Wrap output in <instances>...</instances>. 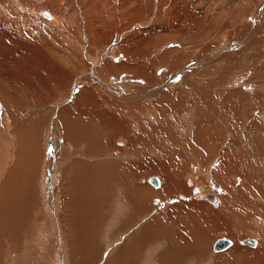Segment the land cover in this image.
Here are the masks:
<instances>
[{
    "label": "rangeland",
    "instance_id": "1",
    "mask_svg": "<svg viewBox=\"0 0 264 264\" xmlns=\"http://www.w3.org/2000/svg\"><path fill=\"white\" fill-rule=\"evenodd\" d=\"M105 1L0 0V88L12 86L13 96L22 95L18 106L6 99L4 108L14 109L20 139L23 118L41 141L40 155L46 147L60 161L48 175L38 157L35 184L32 175L25 177V192L15 202L0 199V264H264L256 244L244 241L256 239L264 251V0ZM102 36L104 42H94ZM125 57L137 58L136 71H112ZM75 68L79 79L69 88ZM89 86L96 91L83 90ZM102 91L113 98L107 106ZM75 97L92 115L78 116L83 128L74 142L72 133L62 134L61 122L76 111ZM156 104L167 136L158 144L141 137L134 146L124 137L125 129L133 130L125 115L140 132L147 125L160 129ZM112 108L128 110L119 115ZM170 119L184 135L173 132ZM90 134L105 144L94 146L86 140ZM173 135L189 148H172ZM254 136L258 145L247 139ZM235 138L249 150L230 152ZM219 145L236 174L217 170L224 161L215 156ZM10 158L6 152L4 161ZM192 167L201 170L199 194L198 180L189 184ZM172 172L171 182L166 175ZM153 176L157 186L149 181ZM251 190L260 194L251 199ZM195 199L202 204L192 206ZM221 236L233 241L216 253ZM238 240L244 246L217 256Z\"/></svg>",
    "mask_w": 264,
    "mask_h": 264
},
{
    "label": "bare ground",
    "instance_id": "2",
    "mask_svg": "<svg viewBox=\"0 0 264 264\" xmlns=\"http://www.w3.org/2000/svg\"><path fill=\"white\" fill-rule=\"evenodd\" d=\"M95 1V0H94ZM97 1V0H96ZM100 1H104V2H107V1H105V0H99V2ZM109 1V0H108ZM125 1V0H124ZM91 3V2H90ZM96 3V2H95ZM121 3V2H120ZM123 3V2H122ZM124 3H126V2H124ZM91 4H93V3H91ZM105 4H107V3H105ZM95 5V4H94ZM96 6V5H95ZM106 6V5H105ZM108 6V5H107ZM109 6H111V4L109 5ZM108 6V7H109ZM91 7V6H90ZM112 7V6H111ZM104 8H107V7H104ZM91 9H92V7H91ZM96 9V7H94V10ZM2 11V10H1ZM0 11V14H2V12ZM104 11V10H103ZM4 14V13H3ZM45 14V13H44ZM47 17H49L47 14H45ZM110 15V14H109ZM5 16V15H4ZM19 16V15H18ZM92 18V17H91ZM135 18V17H134ZM94 19H96V18H94ZM92 20L91 22H93V21H95V20ZM18 18L16 19V17L14 18V20L13 21H15L16 23H18ZM89 21V20H88ZM85 22V21H84ZM92 26V25H91ZM171 26L172 27H177V22L176 23H173V24H171ZM89 27V26H88ZM105 28H106V25L104 26ZM169 27V26H168ZM127 29V28H126ZM130 30V29H129ZM86 31V30H85ZM87 32H88V30H87ZM27 34V33H26ZM93 34V33H92ZM104 33H101V35H103ZM94 35V34H93ZM98 36L100 35L99 33L97 34ZM100 35V36H101ZM120 35V34H119ZM139 35V34H138ZM96 36V35H95ZM122 36V35H121ZM130 36V35H129ZM102 39H104L103 38V36L101 37V38H95V43L98 41V44L100 43V42H104V41H102ZM108 39V38H107ZM99 46H102V43L100 44V45H98V47ZM47 56V55H46ZM46 56H44V57H46ZM111 57V56H110ZM114 57V56H113ZM122 57V56H121ZM40 58V57H39ZM41 59H43V57L41 58ZM126 59V60H125ZM125 62L122 64V66H121V64L119 65L120 67H115V68H113L112 69V71L114 70V69H116V70H118V71H121V70H125V72H127V74L129 73H132L135 69H136V66H137V64L139 65V63L137 62L138 60H137V58H135V57H132L131 59L128 57V58H126L125 57ZM143 59V58H142ZM45 60V59H44ZM139 61H141L142 63H143V60H139ZM140 62V63H141ZM140 66V65H139ZM110 68V67H109ZM118 68V69H117ZM110 70V69H109ZM115 70V71H116ZM118 71H116V72H118ZM136 71V70H135ZM71 73H72V75H73V81L72 82H70L69 84H68V86H69V88H72L73 87V85H74V82L76 81V80H78L79 78H78V74H79V70H78V68H75L74 70H72L71 71ZM110 73H113V72H110ZM205 74V73H204ZM72 78V77H71ZM139 80V79H138ZM137 80V81H138ZM141 81V80H140ZM0 82H1V79H0ZM19 83H21V82H19ZM22 83H24L23 81H22ZM133 83V82H132ZM141 83V82H140ZM25 84V83H24ZM26 85V84H25ZM91 85V84H90ZM94 86V85H93ZM93 86H89V89L87 90V88H85V89H83L84 91H90V92H95L96 91V87H93ZM0 87H1V85H0ZM4 88H0V163H2L3 161H4V157H5V154H6V152H10V160H8L7 162L6 161H4V163H3V166L1 167L0 166V181L4 178V183H3V185L0 187V199H3V198H5V197H7L8 198V200L7 201H12V202H15V198L17 199L18 198V196H20V191L23 193V192H25V189H23L24 187H25V183H24V179H25V177H29L30 175H32V179H33V183H31V184H35V173H37V171L39 170V169H41L40 168V166H39V162H37V158L39 157V158H41L42 159V163H44V165L45 166H47V170H49V173H48V175H50V173L53 171V170H55V172L57 171V168L60 166L59 165V159H58V156L57 155H55L54 154V152L53 151H51L50 152V150H48L46 147H45V149H44V152H45V155H40V153L38 152V148H36V144L38 145V144H40V142H38V136H37V133H33L32 131H31V129H29L28 128V126L27 125H25L24 123H25V120H23V118H21L20 120H21V123L22 124H20V123H18V132H19V134H21L22 136H24L25 138H23V139H20L19 137H18V134H17V132H16V130H15V128H14V126H13V122H17V120L16 119H14L12 116H15V115H12L13 113H11L12 112V110H14V109H11V111H7L5 108H4V104H7L8 105V103H7V101H8V99H11L13 102H14V104H16V106H18L19 105V101L21 100V98H22V95L20 94V93H16L15 94V96H13V94H12V86L11 87H6L5 88V86H3ZM14 88H16L15 86H13ZM190 92V90L188 91V93ZM191 92H193V91H191ZM177 93H179V92H177ZM183 93V92H182ZM11 94V95H10ZM194 95H197V94H195V93H193ZM102 95V96H101ZM98 96H99V98H102V97H104V98H102V104L105 106H107V104H109V102H108V100H110V99H113V98H111V96L109 95V97H105L106 96V94H105V92L104 91H102V93L100 94V93H98ZM82 97V96H81ZM175 97V96H174ZM108 98V99H107ZM184 98V97H183ZM6 99H7V101H6ZM104 99H106V100H104ZM129 99H131V98H129ZM169 99H173V97H171V98H169ZM75 107H76V111H74L73 113H72V115H71V117H70V119L68 120V118L69 117H67V116H69V115H65V117H64V119L62 120V122L61 123H63V125H64V128H66L67 130L66 131H64V132H62V134H64L65 132H66V134H70V133H72V135L74 136V142L79 138V136H80V132H81V129L83 128L82 127V124H81V122H80V120L78 119L79 117L78 116H80V114L84 111V112H86L87 111V113L86 114H89L90 112L88 111V109L85 107V108H83L82 110H81V108H79V106H80V104H81V101H80V98H77V97H75ZM125 102V101H124ZM100 103V102H99ZM160 103V102H159ZM92 104V103H91ZM82 105V104H81ZM93 106V105H92ZM91 106V107H92ZM109 106V105H108ZM163 106V105H162ZM110 107V106H109ZM74 108V107H73ZM154 108V107H153ZM67 109H70V107L69 108H67ZM95 109V108H94ZM173 109V108H172ZM74 110V109H73ZM128 110V109H127ZM127 110H123V108L121 109L120 108V110H118L117 112H114V110H113V108L112 109H110V113H118L119 115H121V114H124L123 112H127ZM155 110H156V114H155V112H154V114H155V116H156V119L157 118H160L162 115H163V113L164 112H162V110H161V107L159 106V104H156V107H155ZM72 111V110H71ZM95 111V110H94ZM228 111V110H227ZM61 112V111H60ZM237 112H238V110H237ZM147 113V112H146ZM66 114V113H65ZM91 114V113H90ZM139 115H141V114H143V112L141 113H138ZM233 114V111H231V117H233L234 116V114ZM92 115V114H91ZM91 115H89V116H91ZM125 115V114H124ZM244 115V114H243ZM130 116V115H129ZM242 116V115H241ZM16 117V116H15ZM84 117H86V116H84ZM125 117H127L126 118V120L125 121H123V123H125L126 121H127V123L129 122V126H132L133 127V130L132 129H130V128H127V129H125V131L123 132L124 133V137L130 142V143H134V146L138 143V140H140V138L142 137V138H147V137H152L156 142H157V144L158 143H160L161 142V140H162V137L164 138V137H166L167 136V134L164 132V130L165 129H167V126H166V124H162L160 121V119H157V121H158V126H161L162 128H157L156 127V125H153V126H151V125H147V127L144 129V131H142L141 130V132L140 131H138V123H137V121H133L132 120V118H130V117H128V116H126L125 115ZM166 117V116H165ZM237 117V116H236ZM236 117H233V118H236ZM238 118V117H237ZM166 119H167V117H166ZM154 119H152V121H153ZM240 120H242V118H240ZM243 122H244V120H242ZM20 122V121H19ZM154 122H156V121H154ZM238 122H239V120H238ZM247 122H249V121H247ZM153 123V122H152ZM38 124V123H37ZM154 124V123H153ZM162 124V125H161ZM168 125H174V129H175V131H173V130H170L171 132L173 131V132H175V133H177L178 135L179 134H181L182 133V131L181 130H179V128H178V125L176 124V123H174V120L173 119H170V120H168V123H167ZM63 125H61L62 127H63ZM84 126V125H83ZM258 126V125H257ZM257 126H255V128L258 130L259 129V126L257 127ZM28 128V129H25V128ZM128 127V126H127ZM244 127V126H243ZM246 127V126H245ZM63 128V129H64ZM169 128H170V126H169ZM173 128V127H172ZM251 128V127H250ZM148 129V130H147ZM84 130V129H83ZM179 130V131H178ZM243 130V129H242ZM60 131V130H59ZM88 131H90V132H93V130L91 131V130H88ZM253 131V130H252ZM181 132V133H180ZM233 132V131H232ZM235 133V132H234ZM169 134V133H168ZM171 134H173V133H171ZM183 135H184V133H182ZM259 134V133H258ZM60 135V134H59ZM251 135V134H250ZM62 136V135H61ZM67 136H69V135H67ZM89 136H91L89 139H86L87 141H91L92 143H93V145L94 146H97L98 148L99 147H101L102 145H103V143L104 142H102L100 139H101V137L102 136H100V135H96V134H90ZM88 136V137H89ZM174 136V135H173ZM179 136H181V135H179ZM178 136V137H179ZM259 136V135H258ZM175 137V136H174ZM184 137V136H183ZM234 137H236V135L234 136ZM36 138V139H35ZM82 138H84V137H82ZM103 138V137H102ZM161 138V139H160ZM173 138V137H172ZM172 138H168V139H165V141H168L169 142V139H172ZM46 139V138H45ZM183 139V140H182ZM181 140H182V142L180 143V144H178V142H179V140L175 137V138H173V143H172V148H174V146L175 145H177V148H175V150L176 149H178L179 148V146H181V144H183V145H185V146H188V148H189V143L187 144L186 143V140H184V138H182ZM243 139V138H242ZM248 139V141L252 144V145H258L259 143H260V138H256L255 136L251 139V138H247ZM47 140V139H46ZM62 140V139H61ZM245 140V139H244ZM70 141V140H69ZM47 142H48V140H47ZM117 142H119V143H121L122 145H124V142H126V140L125 139H120V140H118ZM245 142V141H244ZM73 143V142H72ZM164 143H166V142H164ZM163 141H162V146H163ZM243 142L241 141V139L240 138H235L232 142H230L229 144H228V146H227V149L229 150L230 149V152L231 151H234V153H235V151L237 152V151H239V152H243V153H245V152H247L249 149L247 148V144L246 145H244L243 146V144H242ZM48 144V143H47ZM76 144V143H75ZM105 144V143H104ZM127 144V143H126ZM169 144H170V142H169ZM169 144H167V146L169 145ZM46 145V144H45ZM220 146V145H219ZM218 146V149H217V151H214L215 152V156L216 157H223L224 158V161H223V163H220V167H219V169H217L218 171L220 170V171H222V170H225L226 168L227 169H229V172H231L232 174H236V172H237V168L236 169H234V166L231 164L232 162H228V160L226 159V157L224 156L225 155V150H227V149H224L223 148V146H220L219 147ZM43 146H41V148H42ZM129 147V146H128ZM137 148H138V146H137ZM163 147H159L158 148V150L160 151L161 149H162ZM165 148V147H164ZM163 148V149H164ZM43 149H41V150H43ZM100 149V148H99ZM117 149H118V147H117ZM119 149H123L122 147H119ZM118 149V150H119ZM129 149V148H128ZM157 149V148H156ZM192 149V148H191ZM206 149V148H205ZM223 149H224V153H223ZM41 150H40V152H41ZM46 150V151H45ZM136 150V149H135ZM166 149H164V152H166L165 151ZM168 150H170V148H169V146H168ZM175 150L173 151V153L175 154ZM132 151V150H131ZM202 150L201 149H199V151L197 152V153H199V152H201ZM49 152V153H48ZM113 152V151H112ZM162 152H163V150H162ZM168 152V151H167ZM170 152V151H169ZM213 152V153H214ZM219 154H220V156H219ZM236 155V154H235ZM60 156V155H59ZM214 155H213V158L215 157ZM199 157V156H198ZM235 158V157H234ZM248 158V157H247ZM263 158H264V156H263ZM216 158H214V160H215ZM218 160V159H217ZM209 161V159L207 160V161H204V163L205 164H207L208 165V162ZM202 162V159H200V163ZM203 163V162H202ZM201 163V164H202ZM217 163H219V162H217ZM217 163L216 162H214V164H216L217 165ZM261 163V162H260ZM264 163V162H263ZM37 164H38V166H37ZM166 164H168V166L170 167L171 165V163H170V161H166ZM43 165V164H42ZM210 165V164H209ZM213 165V164H212ZM258 165V164H257ZM202 166V165H201ZM200 166V167H201ZM214 166V165H213ZM256 166V165H255ZM107 167V166H106ZM193 168V167H192ZM215 168V167H214ZM29 170V171H26V170ZM194 169V172H193V175L191 176V175H188L187 174V176H188V180H189V184L190 185H192V186H194V184L195 183H197L196 182V179L198 180V184L197 185H195L194 187H196L195 188V193L196 194H199L201 191H202V187H203V185L204 184H202V181L201 180H199L197 177H200V175L201 174H199L200 173V171L201 170H199L198 168H196V167H194L193 168ZM226 169V170H227ZM234 169V170H233ZM91 171V170H90ZM42 172L44 173V168L42 169ZM156 172V171H155ZM225 172V171H224ZM9 173V174H8ZM57 173V172H56ZM202 173V172H201ZM231 173H229V174H231ZM258 173H259V171H258ZM2 174V175H1ZM44 175V174H43ZM47 175V174H46ZM203 175V174H202ZM205 175V174H204ZM217 175V174H216ZM167 177H168V179H170L169 181H173L174 179H175V174L172 172L171 174L170 173H168L167 175H166ZM224 176L225 177H227L226 176V174H224ZM234 176V175H233ZM257 176H258V174H257ZM256 176V177H257ZM262 176V175H261ZM42 177V176H41ZM48 177V176H47ZM202 177V176H201ZM215 177V176H214ZM259 177V176H258ZM31 178V177H30ZM58 179V178H57ZM151 179V178H150ZM150 179H149V181H150ZM238 179H241V178H238ZM28 180V179H27ZM46 180H48V179H46ZM142 180V183L144 182V180L143 179H141ZM229 180V179H228ZM242 180V179H241ZM240 180V181H241ZM260 180V179H259ZM29 181V180H28ZM235 181V180H234ZM237 181V180H236ZM50 182V181H49ZM152 184H154L152 181H150ZM228 182V181H227ZM167 183H170V182H168V180H167ZM214 183V182H213ZM46 184V186L48 185V182L47 183H45ZM158 184H159V179H158ZM157 184V185H158ZM229 184H231L232 185V187H233V182L231 181V182H229ZM28 185V184H27ZM26 185V186H27ZM44 185V184H43ZM53 185H54V183H53ZM87 185V184H86ZM156 185V186H157ZM212 185V184H211ZM236 185V184H235ZM252 185V184H251ZM213 186H214V184H213ZM230 186V185H229ZM88 187V186H87ZM234 189H235V191H237V192H243V190H241V187H238V185L237 186H234L233 187ZM248 188V187H247ZM249 189V188H248ZM53 190V189H52ZM197 190V191H196ZM214 190H218V188L217 187H215L214 186ZM220 190V189H219ZM209 191V190H208ZM213 191V190H212ZM251 191H253V190H251ZM157 192H159L160 194L162 193L160 190L159 191H157ZM204 193H205V189H204ZM214 193V192H213ZM2 194V195H1ZM260 194V191H256V192H254L253 191V193H250V194H248L249 195V197L251 198V199H253L252 197L254 196V195H259ZM47 197V196H46ZM232 197V196H231ZM197 199H198V196L196 197ZM250 198H249V200H250ZM197 199H195V200H193V202L192 201H190V202H192V206H195V205H200V204H202V203H199L198 202V200ZM227 199H230V197L229 198H227ZM231 200V199H230ZM17 201V200H16ZM253 201V200H252ZM80 202V201H79ZM212 202L213 203H217L215 200L213 201L212 200ZM226 199H224V202H223V205L226 207ZM191 206V207H192ZM213 206V205H212ZM215 208V207H214ZM222 210V208L220 207V208H217V210H216V212L217 213H222V212H220ZM52 211V210H51ZM233 211V210H232ZM224 212H227V211H224ZM228 213V212H227ZM52 214V213H51ZM222 215V214H221ZM227 217V216H226ZM233 217L234 216H232V219H233ZM230 219V218H229ZM238 219V218H237ZM234 222V221H233ZM238 225V224H237ZM219 232V231H218ZM225 232V231H224ZM223 232V233H224ZM241 232V231H240ZM239 232V233H240ZM226 234V233H225ZM239 234L238 233H233L232 234V237L233 238H236V236H238ZM255 241H254V245L256 244V247H254V248H256L255 250H253L255 253H258V254H261V256H264V251H263V249H261L260 248V242L259 241H256V239H254ZM234 247L233 248H231L230 249V251H228V252H224V253H220V254H217V256H219L220 258H221V256H224V255H226V254H229V253H232V252H234V251H237L238 249L237 248H239V247H237V245L239 244V245H241V246H244V245H242L241 243H240V240H238V242H236V241H234ZM237 244V245H236ZM249 245H253V244H249ZM264 245H262V247H263ZM254 248H249V249H254ZM260 248V249H259ZM260 252V253H259ZM217 253V252H216Z\"/></svg>",
    "mask_w": 264,
    "mask_h": 264
},
{
    "label": "water",
    "instance_id": "3",
    "mask_svg": "<svg viewBox=\"0 0 264 264\" xmlns=\"http://www.w3.org/2000/svg\"><path fill=\"white\" fill-rule=\"evenodd\" d=\"M155 178V177H154ZM157 182V181H156ZM245 242H248V243H251L253 244L254 243V239L253 238H250V237H247L244 239ZM229 244V241L225 238V237H218L216 239V241L214 242V246L217 248V249H223L225 247H227Z\"/></svg>",
    "mask_w": 264,
    "mask_h": 264
},
{
    "label": "crops",
    "instance_id": "4",
    "mask_svg": "<svg viewBox=\"0 0 264 264\" xmlns=\"http://www.w3.org/2000/svg\"><path fill=\"white\" fill-rule=\"evenodd\" d=\"M227 237V236H226ZM228 238H230V237H228ZM231 239V238H230ZM233 241V240H232ZM247 243V242H246ZM249 244H251V243H249ZM230 246V245H229ZM225 248H227V247H225ZM225 248H223V249H215V247H214V249H215V251L216 252H221V251H223Z\"/></svg>",
    "mask_w": 264,
    "mask_h": 264
}]
</instances>
